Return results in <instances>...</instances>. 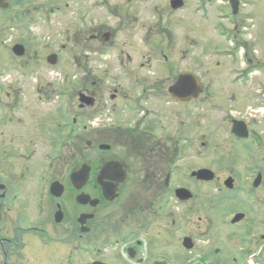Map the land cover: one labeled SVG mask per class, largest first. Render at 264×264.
Masks as SVG:
<instances>
[{"label":"flooded vegetation","instance_id":"1","mask_svg":"<svg viewBox=\"0 0 264 264\" xmlns=\"http://www.w3.org/2000/svg\"><path fill=\"white\" fill-rule=\"evenodd\" d=\"M12 1L0 0V42ZM121 1L99 0L118 22L85 37L105 54L99 122L71 86L13 92L0 50V264H264V48L244 30V0L225 1L230 42L207 49L193 99L173 91L183 0H148L142 28L138 1ZM62 50L46 60L62 64ZM207 147L212 164H198ZM203 168L211 179L192 174Z\"/></svg>","mask_w":264,"mask_h":264},{"label":"rangeland","instance_id":"2","mask_svg":"<svg viewBox=\"0 0 264 264\" xmlns=\"http://www.w3.org/2000/svg\"><path fill=\"white\" fill-rule=\"evenodd\" d=\"M137 1L138 10L134 14L138 20L135 21V26L142 28L149 23V2ZM211 1L203 9L198 0H186L183 8V45L187 48V55H183V71L188 69L196 72L201 67L212 68L214 57L209 55L207 49L215 43L230 42L221 33L233 25L228 17V5L225 4L227 0ZM121 4V0H108L110 7ZM244 4V12L239 16L245 19L244 30L252 43L264 48V0H244ZM111 13L100 7L99 0H13L10 27L1 38L3 42H0V50L8 53L6 82L12 85L13 92L36 94L35 91L46 93L55 88L57 91L54 94H59L71 86L76 94V107L79 105L78 94L81 91L87 94L94 92L96 102L92 106V117L99 122V114L96 113L99 112L104 87L101 83L100 65L105 54L101 53L95 43L86 42L85 37L88 36L89 27L103 22L114 26L118 19ZM141 38L140 35L136 36L140 44ZM16 43H22L26 47L24 56L18 57L13 53L12 47ZM63 45L65 49L62 50ZM60 50L63 51L64 62L56 66L50 65L46 54ZM200 57L201 61L198 60ZM72 58L76 60L75 67L74 64L68 65ZM27 61L28 64H25ZM84 66L92 67L89 78H85ZM70 71L76 74V79L68 82L65 81V75ZM54 100L58 104L59 99ZM208 150L210 147L204 148L203 159L197 160L198 164H212ZM190 165L189 160L183 164V168Z\"/></svg>","mask_w":264,"mask_h":264},{"label":"water","instance_id":"3","mask_svg":"<svg viewBox=\"0 0 264 264\" xmlns=\"http://www.w3.org/2000/svg\"><path fill=\"white\" fill-rule=\"evenodd\" d=\"M172 3L174 7H179L182 4L180 0H173ZM231 3L233 7H235L234 2L232 0H231ZM13 52L18 56H22L25 53V47L22 44H17L13 47ZM48 62L51 64H56L57 55L56 54L50 55L48 57ZM180 84H183V97H188V98L196 97L199 91L201 90V85L199 84L197 77L191 72L183 73V77L181 78V80L178 81V83L175 86V90L177 92L180 88ZM80 98H81L80 100L82 102V105L84 104L93 105L95 102L93 97L88 96L84 93H80ZM193 175L197 176L200 179H205V180H209L212 177L210 175L209 169H200L198 171L193 172ZM61 191H59L57 194L60 195L62 193ZM185 192L186 190L183 189V194ZM79 200H81V198Z\"/></svg>","mask_w":264,"mask_h":264}]
</instances>
